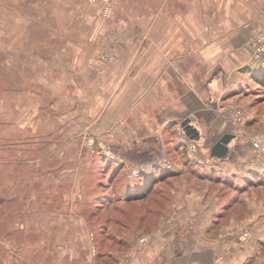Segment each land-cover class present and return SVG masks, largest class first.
Listing matches in <instances>:
<instances>
[{
	"label": "rangeland",
	"instance_id": "obj_1",
	"mask_svg": "<svg viewBox=\"0 0 264 264\" xmlns=\"http://www.w3.org/2000/svg\"><path fill=\"white\" fill-rule=\"evenodd\" d=\"M248 1L243 0L244 8ZM167 3L172 5L166 2L164 9L168 8ZM250 4L261 14L260 18L245 22L249 29L253 24L250 59L246 60L248 67L239 70L245 79L237 92L244 97L246 107L254 105L253 109L259 112H250L249 116L243 112L244 118L253 115L254 123L246 125L242 129L244 133L237 132L246 137L244 143L251 147L248 153H254L238 162L244 166L255 162L254 168L229 175L221 163L210 165L202 172L180 166L185 176L179 179L174 178L171 168L163 178L156 174L144 178L149 179L148 185L133 188L128 187L129 181L134 178L133 185L141 184L140 170L134 173L131 166L115 161V146L102 143L92 153L88 143L83 145L88 147L83 159L88 154V160L73 165L75 170L62 175L57 163L52 167L49 161L55 156L52 150L58 152L54 160L64 153V146L60 145L66 138H61V133L68 135L73 127L75 139L78 134L83 140L90 137L87 126L76 129L77 125L88 123L78 116L106 108L93 107L94 102L98 100L99 104L104 98L96 93L108 78L102 79L100 71L105 63L113 64L119 56L114 48L105 47V43L124 42L126 35L120 31L123 25L138 27L143 21L152 26L155 18H151V13L148 18L140 16L142 10L154 11L157 2L0 0V218L8 219L4 229L12 233L1 237V246L10 254L0 258L3 264H128L123 253L131 245L126 241L127 234L139 227L132 218L122 221L125 227L111 223L112 207L124 211L114 200L133 198L131 194L137 196L147 189H174V181L179 189H188L190 181L194 184L191 188L205 185L202 188L221 189L222 193L230 189L264 191V146L255 148L252 144L253 137L264 136V50L256 57L264 35V0H252ZM107 112L100 118L96 114L94 120L108 122ZM13 116L18 118L17 124L8 118ZM40 120L43 122L38 126ZM52 124V133L42 131L50 129ZM45 134L50 136L49 140ZM49 141L52 142L46 146L45 142ZM34 155L38 158L37 165L31 164ZM46 167L51 171L43 172ZM198 182L199 185L195 184ZM119 230L122 232L118 233ZM235 230V235L248 248L246 263L260 264L255 254L260 241L253 236L256 227L251 223ZM260 244L264 245V241Z\"/></svg>",
	"mask_w": 264,
	"mask_h": 264
},
{
	"label": "crops",
	"instance_id": "obj_2",
	"mask_svg": "<svg viewBox=\"0 0 264 264\" xmlns=\"http://www.w3.org/2000/svg\"><path fill=\"white\" fill-rule=\"evenodd\" d=\"M155 1L157 8L150 12L142 10L140 16L148 18L151 13V18H155L152 26L143 21L138 27L123 25L120 31L126 35L125 41L105 43V47L114 48L119 54L115 63H105L100 71L102 79L108 78L96 93L104 98L99 104L98 100L94 102L93 107L106 108L78 116L88 123L83 122L76 129L87 126L88 139L86 136L81 139L79 134L75 139L73 127L68 135L61 133V138H66L64 144L60 143L64 153L55 162L58 152L52 150L55 156L49 161L52 167L57 163L60 175L75 170V164H85L90 156L87 154L83 159L88 152V147L83 145L89 144L95 153L102 143L115 146V161L131 166V170L139 169L141 176L157 174L163 178L172 168L174 178L179 179L185 176L180 166L202 172L219 163L229 175L254 168L255 162L248 166L238 162L254 153H248L251 147L237 131L254 123L255 118L253 115L243 118L241 123L231 115L230 109H240L248 116L250 112H259L253 109L254 105L246 107L244 97L238 96L237 90L245 79L239 70L250 59L253 24L249 29L245 22L260 18V10L252 9V0L245 8L243 0ZM166 2L172 5L167 3L168 8L164 9ZM105 111L108 122L94 120L96 114L100 118ZM8 118L17 124L16 116ZM186 118L199 131V139H190L183 132L181 122ZM39 122L41 126L43 121ZM53 126L42 131L52 133ZM225 132L236 135L229 144L228 156H212L210 147ZM45 136L49 140L50 136ZM188 140L198 143L194 158L187 157ZM35 156L31 164L37 165ZM165 161L172 163L171 167ZM47 171L50 168L43 169ZM201 179L206 180L202 176ZM134 181L131 179L129 184ZM193 185L189 181L188 189H179L174 181V189H151L140 197L131 194L133 198L114 200L125 211L112 207L111 223L120 225L132 218L139 227L127 234L126 241L131 245L123 253L128 264H247L248 248L235 235V229L252 223L256 227L254 240L264 241V211H258L264 208V191L230 189L222 193L221 189L202 188L205 185L191 188ZM260 243L255 254L261 264L264 245Z\"/></svg>",
	"mask_w": 264,
	"mask_h": 264
},
{
	"label": "water",
	"instance_id": "obj_3",
	"mask_svg": "<svg viewBox=\"0 0 264 264\" xmlns=\"http://www.w3.org/2000/svg\"><path fill=\"white\" fill-rule=\"evenodd\" d=\"M181 127L183 132L190 139H199L200 133L195 127V125L191 122L190 118H186L181 122ZM231 132L223 133L217 141L210 147V151L212 156L216 157H226L230 151L229 144L235 138Z\"/></svg>",
	"mask_w": 264,
	"mask_h": 264
},
{
	"label": "built area",
	"instance_id": "obj_4",
	"mask_svg": "<svg viewBox=\"0 0 264 264\" xmlns=\"http://www.w3.org/2000/svg\"><path fill=\"white\" fill-rule=\"evenodd\" d=\"M260 42H261V46L257 47V52H256V57L258 58L262 51L264 50V35H261L260 38ZM231 115L237 119L239 122H243V112L239 109H235L232 108L230 109ZM252 144L255 148H261L264 146V136L262 138H257V137H253L252 138ZM198 150V143L196 141L193 140H188L187 145H186V151H187V155L189 158H194L196 155V152ZM134 173H137L138 170L134 169L133 170Z\"/></svg>",
	"mask_w": 264,
	"mask_h": 264
},
{
	"label": "trees",
	"instance_id": "obj_5",
	"mask_svg": "<svg viewBox=\"0 0 264 264\" xmlns=\"http://www.w3.org/2000/svg\"><path fill=\"white\" fill-rule=\"evenodd\" d=\"M115 172V171H114ZM154 176V175H153ZM139 177H141V178H138V179H140V182H141V184H139V185H133L134 184V182H133V184H129L128 185V187L130 186V187H132V186H134L133 188H137V186H144V185H148V183H150V181H149V179H147L146 181H145V179L147 178V177H150V175H146V176H139ZM145 178V179H144ZM144 180V181H143ZM144 182V183H143ZM125 190V192H127L129 189H124ZM136 190H138V189H136ZM149 190H151V189H147L146 191H144L143 192V194L144 193H147ZM142 195V193H137V196H141ZM120 200V199H119ZM124 209V208H123ZM125 211V210H124ZM9 221H8V219H2V218H0V243L1 242H3V240L1 239V237H2V235L3 234H5V237L6 236H8L9 234H12V233H7L6 232V230L4 229V226H5V224L6 223H8ZM124 223V222H123ZM120 224L119 226L120 227H125L124 225L125 224ZM5 231V232H4ZM122 232V230H119L118 231V233H121ZM4 236V235H3ZM120 239H122V237H119ZM10 241H12V240H10ZM118 244H120L121 245V243L118 241ZM1 252H3V253H1ZM3 254H5V256H10V254H8L7 252H6V250H5V248L3 249V247L1 246V244H0V258H3L2 256H3ZM1 260L2 259H0V264H3L2 262H1Z\"/></svg>",
	"mask_w": 264,
	"mask_h": 264
}]
</instances>
